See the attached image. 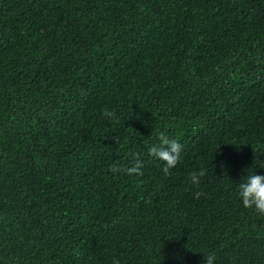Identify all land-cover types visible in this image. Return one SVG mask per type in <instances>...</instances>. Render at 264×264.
Returning <instances> with one entry per match:
<instances>
[{
	"label": "trees",
	"instance_id": "16d2710c",
	"mask_svg": "<svg viewBox=\"0 0 264 264\" xmlns=\"http://www.w3.org/2000/svg\"><path fill=\"white\" fill-rule=\"evenodd\" d=\"M253 173L264 0H0V264H264Z\"/></svg>",
	"mask_w": 264,
	"mask_h": 264
},
{
	"label": "clouds",
	"instance_id": "9594fccd",
	"mask_svg": "<svg viewBox=\"0 0 264 264\" xmlns=\"http://www.w3.org/2000/svg\"><path fill=\"white\" fill-rule=\"evenodd\" d=\"M104 115L110 117L113 114L105 111ZM157 143L152 144L148 149V155L154 159L163 162L162 169L165 175L170 174V170L175 168L179 162L182 146L175 139H170L165 132H160L157 137ZM143 162L139 154L134 158L133 164L130 167H120L113 165L111 171L113 174L123 172L128 176H142ZM206 175L205 170L193 172L190 174V183L194 186H199L201 178ZM202 193L197 192L196 198H199ZM239 196L242 200L243 207L254 210L260 215H264V176L253 173L247 176L244 182L239 185ZM206 264H214L216 259L214 254L204 256ZM118 264V262H117Z\"/></svg>",
	"mask_w": 264,
	"mask_h": 264
}]
</instances>
